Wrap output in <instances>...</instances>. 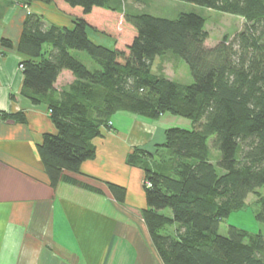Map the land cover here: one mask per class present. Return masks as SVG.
<instances>
[{
    "label": "trees",
    "instance_id": "16d2710c",
    "mask_svg": "<svg viewBox=\"0 0 264 264\" xmlns=\"http://www.w3.org/2000/svg\"><path fill=\"white\" fill-rule=\"evenodd\" d=\"M21 1L54 4L73 18L71 27H61L29 13L17 48L21 93L49 107L56 129L37 147L51 188L96 158L94 140L112 129L116 113L183 117L191 129L169 128L154 153L134 148L127 158L145 172L141 214L159 258L163 264H264V231L230 226L226 236L219 232L250 195L258 199L256 217L264 225V0H177L245 20L233 40L226 36L215 47L207 45L206 20L196 14L168 19L130 12L126 0ZM119 25L131 35L126 41ZM93 32L114 39L115 48L98 44ZM2 46L13 48L5 39ZM74 52L86 53L94 69ZM167 57L185 61L191 85L155 71L157 59ZM64 72L75 81L58 92ZM0 119L28 123L22 112ZM212 151L220 154L216 164ZM107 185L124 204L127 190Z\"/></svg>",
    "mask_w": 264,
    "mask_h": 264
},
{
    "label": "crops",
    "instance_id": "0c3cea01",
    "mask_svg": "<svg viewBox=\"0 0 264 264\" xmlns=\"http://www.w3.org/2000/svg\"><path fill=\"white\" fill-rule=\"evenodd\" d=\"M0 12V114L22 112L28 119H0V264H152L156 250L141 214L147 208L145 172L127 158L134 148L154 153L175 118L116 113L112 129L94 140L96 158L79 174L66 173L53 190L37 147L56 129L49 107L33 105L21 93L17 48L29 13L61 27H71L73 18L54 4L21 0H0ZM4 39L12 49L2 46ZM74 81L64 72L55 88L62 92ZM109 183L127 190L124 204L113 198Z\"/></svg>",
    "mask_w": 264,
    "mask_h": 264
},
{
    "label": "rangeland",
    "instance_id": "374dc122",
    "mask_svg": "<svg viewBox=\"0 0 264 264\" xmlns=\"http://www.w3.org/2000/svg\"><path fill=\"white\" fill-rule=\"evenodd\" d=\"M126 9L130 12L143 11L141 13L152 14L157 17H163L168 19H176L180 14H196L203 17L206 20V30L210 34V38L207 42L209 47H215L227 36L230 40L240 33L245 25V20L242 17L224 14L211 9H207L192 3H187L177 0H126ZM123 40L130 38V33L124 26L119 25ZM92 32V31H91ZM93 40L98 44L105 47L115 48L116 41L110 37L93 32ZM74 56L87 65L90 69H94V63L90 60L86 53L74 52ZM157 73L165 74L169 79L182 85H191L193 79L190 75L188 65L182 59H175L167 57L166 59H157L154 67ZM165 118H175V124L173 127L191 129L192 123L188 119L183 117L173 116L168 114ZM166 119H164L165 121ZM211 146V141L209 142ZM158 160V158H157ZM211 160L213 164H216L220 160V154L212 151ZM218 171L221 170L217 167ZM263 194L264 192L261 191ZM257 197L250 195L246 201V206L239 212H234L227 219H225L220 225V234L226 236L230 226H235L240 229L246 230L250 233L257 234L260 231H264V225L257 220V214L260 210L257 203ZM164 214L171 215L170 211H165ZM153 250H151L152 252ZM152 264H162L157 252L152 253L150 256Z\"/></svg>",
    "mask_w": 264,
    "mask_h": 264
}]
</instances>
